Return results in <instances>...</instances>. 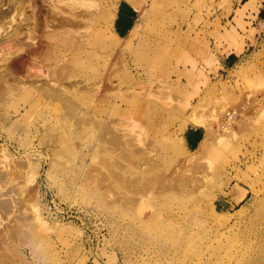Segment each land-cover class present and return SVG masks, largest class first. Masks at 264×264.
<instances>
[{
  "label": "rangeland",
  "instance_id": "374dc122",
  "mask_svg": "<svg viewBox=\"0 0 264 264\" xmlns=\"http://www.w3.org/2000/svg\"><path fill=\"white\" fill-rule=\"evenodd\" d=\"M84 1L99 22L81 31L106 36L109 70L122 55L127 75L97 97L71 87L55 104L28 84L3 102L0 173L25 172L0 181V201L18 199L0 217V264H264V0ZM57 48L84 84L91 60L72 55L88 46Z\"/></svg>",
  "mask_w": 264,
  "mask_h": 264
},
{
  "label": "bare ground",
  "instance_id": "6f19581e",
  "mask_svg": "<svg viewBox=\"0 0 264 264\" xmlns=\"http://www.w3.org/2000/svg\"><path fill=\"white\" fill-rule=\"evenodd\" d=\"M39 1L40 0H9V2H12V6L10 4L12 10L0 13V27L6 28L8 24L15 20L18 21L19 19V22H17L16 25H13L10 31L0 34V107L3 102L9 98L8 96L10 95V92L14 93L15 88L19 89L28 84L33 88H37L36 90H39V92L42 93V96H45L46 98L50 97L52 100H56L55 104H58L60 101L66 99L63 95L68 93L71 87L77 89L79 87V89H83L91 96L97 97L104 84H106V89L109 90L110 88H114L115 84L113 83V80L115 78L119 82H123L125 75H127V68L123 65V56L120 55L109 70L110 59L107 58L109 56L106 57L105 55L107 54L103 55V49L104 47L107 48L108 45L103 44L98 46L95 40L98 37L106 39V36L97 35L98 33L96 34L95 31H93V28L90 31L89 29L84 32L81 31L80 26L85 21L89 22L88 28L98 27L99 21L93 18L94 15L92 10L89 9L90 6L88 2L86 3L84 0H58V3L51 4V7L46 5L48 8L50 7V9L49 11H44V8L40 9L41 5L38 4ZM63 5L67 7L68 11L63 10ZM81 7L85 9L79 11L78 9ZM85 15H89V18H85ZM93 19L97 23L94 24V26H92ZM9 26L11 25H8V27ZM97 31L99 32L98 29ZM103 32L106 34V31ZM99 34L101 33L99 32ZM57 46H62L65 52L70 51L71 48L72 50H79L88 46L86 50L81 51V54L72 55V58L76 60H79L83 56L89 58L88 61L91 60L88 63V69L90 70L91 75L86 81H84V84H82V81H70L72 78L70 72L71 70H75V67L68 61L62 63L54 61L53 56L55 57V54H57ZM28 49H30L31 52H28ZM3 52L8 53L9 55L7 56ZM22 53H24L27 58H24L20 64L15 63L14 59L18 58ZM101 57L104 58V60ZM98 58H101L103 63L101 71H97V67L95 66L97 63L93 61H97ZM44 67H46L48 71L45 78L43 77L44 75L42 71L39 73ZM96 72H98L99 75H97ZM106 72L108 76H106ZM47 77L53 82H50L52 84L49 83L51 85L50 87L48 86L49 88L44 87V84L47 83L45 82ZM40 80L42 83H40L41 86H38L36 82H40ZM46 81H48V78ZM49 84L47 83L45 86ZM59 87H61V90ZM40 89L43 90V92L40 91ZM104 95L103 98H106L107 94L104 93ZM11 99L12 98H9L6 102H9ZM37 100H43V97L39 96L37 97ZM226 115L227 125L222 127L224 131L228 130L230 126L229 124H232L231 122L236 118L235 112H227ZM78 119L79 124L85 120L83 118ZM0 120L2 123L8 122L9 117L0 114ZM195 120L197 121V119H194L193 123L196 122ZM197 122L202 123L199 120ZM104 128L106 133L110 134L109 140L111 142L121 143L119 135L114 133V131H111L107 126ZM50 130L52 131H48L47 134H45L47 140L54 143L59 142L62 135L60 136L55 133L53 128ZM217 137L219 139L222 135L219 134ZM23 170L24 169L21 167L20 163H15L12 167L8 168L6 173H0V181L4 182V186L5 184L8 186L15 181L16 177L23 176ZM26 188L27 187L24 185H17V193L19 197L23 198L26 195ZM243 195L244 193L242 192L240 198ZM10 197H12L11 202L7 199L0 201V217L3 213L7 214L9 210H17L16 202L18 199H13V196Z\"/></svg>",
  "mask_w": 264,
  "mask_h": 264
}]
</instances>
